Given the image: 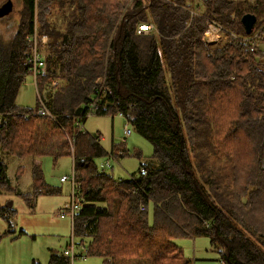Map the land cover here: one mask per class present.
<instances>
[{"label":"trees","instance_id":"trees-1","mask_svg":"<svg viewBox=\"0 0 264 264\" xmlns=\"http://www.w3.org/2000/svg\"><path fill=\"white\" fill-rule=\"evenodd\" d=\"M200 11L227 30L224 42L208 46L201 14L159 0H22L14 33H0V195L34 207L38 196L59 194L35 159L70 157L79 201L72 236L87 257L192 264L173 241L206 237L225 264H264V51L249 45L264 44V0H206ZM247 13L256 16L250 34L240 21ZM149 23L150 34H137ZM34 24L48 42L28 107L17 97ZM102 87L93 115L120 114L152 146L127 180L98 165L124 141L107 152L82 129ZM12 159L16 182L28 168L30 191L12 185ZM15 215L0 204L9 227ZM63 251L50 249L47 264H71Z\"/></svg>","mask_w":264,"mask_h":264},{"label":"rangeland","instance_id":"rangeland-1","mask_svg":"<svg viewBox=\"0 0 264 264\" xmlns=\"http://www.w3.org/2000/svg\"><path fill=\"white\" fill-rule=\"evenodd\" d=\"M2 5L4 6L0 8V33L5 38H9L14 33L19 12L22 8V0H0V7ZM252 42L254 41L251 40L250 43ZM256 45L258 49L264 51V44L256 42ZM40 53H42V50ZM35 85L33 75L28 74L19 90L17 97L19 105L28 107L35 105L37 100ZM55 87H52L50 83L47 89L51 90ZM124 126H127L131 131L126 138H124ZM82 129L91 134H99L101 137L100 143L107 152H110L112 145L124 141L123 150L116 152L114 160L107 156L102 160H98V165L101 166L105 163V159H109L111 168L105 169V172L111 173L115 179H130L131 175L137 172L139 164L144 162L147 159L146 157L152 153V146L147 140L135 133L127 120L119 114L114 116H89L85 120ZM124 150L127 154L118 157L123 155ZM137 153H140V159H138ZM12 160L8 168L12 185L22 192L30 191L28 168L23 170L19 182H16L14 179L17 173L16 164L19 165L20 162L15 159ZM40 160L42 161V158ZM55 161V163L50 159L44 161L43 174L47 182L61 187L59 194L38 196L34 207H29L16 195H0L1 205L9 204L16 210V215L11 219L10 227L0 218V233L5 232L0 241V264H32L34 261L47 264L49 250L61 252L70 241V218L61 219L60 217V213L69 200V183L60 184L59 177L61 175H71L72 163L70 157H60ZM7 231L8 233H6ZM20 231L23 232L22 235ZM75 242H77L76 239ZM173 242L181 248L184 258L190 260L192 264H220L219 255L214 249L210 248L209 240L206 237H188L175 239ZM80 251L81 248L75 246V253ZM71 264H101V260L97 257H87L84 253L82 257L75 256Z\"/></svg>","mask_w":264,"mask_h":264},{"label":"built area","instance_id":"built-area-1","mask_svg":"<svg viewBox=\"0 0 264 264\" xmlns=\"http://www.w3.org/2000/svg\"><path fill=\"white\" fill-rule=\"evenodd\" d=\"M159 1H163L171 6H175V7L182 8V9L183 7H185V10L188 11V13L191 16H201L202 15L201 18L205 21V25H206V30L204 32L203 40L208 46H215L225 41L226 33H228L227 30L223 28L214 18H212L211 16L207 14L203 15L202 12L200 11L203 5V2L206 0H159ZM226 1L232 2L235 0H226ZM178 2H182L184 3V5ZM186 4H189L191 6L189 8H186L187 6ZM153 30H154L153 24L149 23L145 25H139L137 27L136 32L139 35H145V34H150ZM250 40L251 39H248L247 41L249 42ZM27 42L29 44V53L25 59V65H26L28 73L33 75L34 84H35L36 83L35 78H37L38 76L42 74L43 69H44V64H45L44 59L40 53V48L48 42V38L46 35H39L37 32V27L34 24L31 34L27 36ZM249 45L251 47V50H255L257 48V45L255 42L249 43ZM57 84H58L57 81L51 82L52 87H55ZM96 84L100 85L101 81L98 80ZM54 89L51 88V90H54ZM106 92H107V88L102 87L101 88L102 94L100 93L98 97L97 96L92 97L89 105L86 106L87 117L93 115V113L97 110L99 106V98L101 95L104 96ZM39 102H40V109L38 113L40 115H45L46 108L44 105V101L40 97H39ZM130 133H131L130 129L127 126H124V138L129 136ZM110 158L114 160L113 156H111ZM110 166L111 165H110L109 159H107L105 163L101 165L100 167L109 168ZM138 173L139 175L143 176L145 175L146 172L143 168H140ZM64 181H69L70 187H71V195L69 199V204L60 213V217L61 218L68 217L70 218V223H72L75 213L79 210V201L75 197V192H76L75 190L77 186L74 182L73 173L70 176H67V177L63 176L60 178V182H64ZM70 229H72V225ZM75 246L76 245L74 243V238L72 236V230H71L70 241L68 242L66 249L63 251L64 254L68 256L71 260H73L75 256L82 257V255L86 253V248L83 246L81 247L80 253L78 254L75 253ZM220 264H225V263L223 261H220Z\"/></svg>","mask_w":264,"mask_h":264},{"label":"water","instance_id":"water-1","mask_svg":"<svg viewBox=\"0 0 264 264\" xmlns=\"http://www.w3.org/2000/svg\"><path fill=\"white\" fill-rule=\"evenodd\" d=\"M241 24L246 34H250L253 31L254 24L256 22V16L254 14H244L241 19Z\"/></svg>","mask_w":264,"mask_h":264},{"label":"crops","instance_id":"crops-1","mask_svg":"<svg viewBox=\"0 0 264 264\" xmlns=\"http://www.w3.org/2000/svg\"><path fill=\"white\" fill-rule=\"evenodd\" d=\"M111 150V149H110ZM42 158V161L40 160ZM48 159H50V161L52 160L49 156H42V157H38L37 159H35V163L36 164H38L40 167H41V169H42V172H43V163H44V161L45 160H48ZM107 160V159H106ZM71 163H72V160H71ZM71 170H72V168H71ZM71 173H72V171H71ZM44 175V174H43ZM70 175V174H69ZM68 175V176H69ZM63 176H67V175H61L60 177H59V181H60V178L61 177H63ZM44 180H45V182L48 184V185H50V186H54V187H58V188H60L61 189V187L60 186H57V185H52V184H50L49 182H47V180L45 179V176H44ZM69 183V181H64V182H61L60 184H62V183ZM68 195L70 196V183H69V190H68ZM69 204V200H68V202H67V204H65V207L67 206ZM64 218H66V217H64ZM61 219H63V218H61ZM67 245V244H66ZM65 248H66V246H65ZM64 248V249H65ZM63 249V250H64ZM62 250V251H63ZM219 262H220V259H219Z\"/></svg>","mask_w":264,"mask_h":264},{"label":"flooded vegetation","instance_id":"flooded-vegetation-1","mask_svg":"<svg viewBox=\"0 0 264 264\" xmlns=\"http://www.w3.org/2000/svg\"><path fill=\"white\" fill-rule=\"evenodd\" d=\"M9 5V4H8ZM4 5H2L0 8H2Z\"/></svg>","mask_w":264,"mask_h":264}]
</instances>
